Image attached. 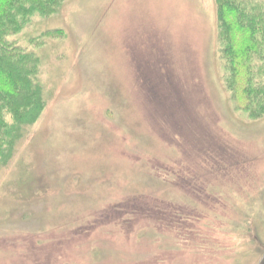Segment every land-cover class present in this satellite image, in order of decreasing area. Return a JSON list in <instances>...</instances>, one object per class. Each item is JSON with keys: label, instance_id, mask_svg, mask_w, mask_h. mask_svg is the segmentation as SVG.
Segmentation results:
<instances>
[{"label": "rangeland", "instance_id": "rangeland-1", "mask_svg": "<svg viewBox=\"0 0 264 264\" xmlns=\"http://www.w3.org/2000/svg\"><path fill=\"white\" fill-rule=\"evenodd\" d=\"M15 38L45 101L0 164V264H264V115L215 0H62Z\"/></svg>", "mask_w": 264, "mask_h": 264}, {"label": "trees", "instance_id": "trees-1", "mask_svg": "<svg viewBox=\"0 0 264 264\" xmlns=\"http://www.w3.org/2000/svg\"><path fill=\"white\" fill-rule=\"evenodd\" d=\"M61 2L0 0V164L9 159L21 128L36 120L45 101L37 81L38 56L15 35L32 16L56 12ZM215 3L224 85L234 108L260 118L264 115V0Z\"/></svg>", "mask_w": 264, "mask_h": 264}]
</instances>
